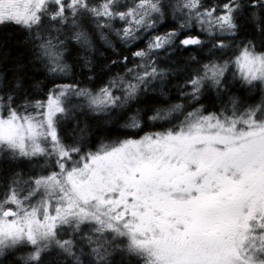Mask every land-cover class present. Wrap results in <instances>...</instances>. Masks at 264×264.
<instances>
[{
	"label": "snow or ice",
	"instance_id": "1",
	"mask_svg": "<svg viewBox=\"0 0 264 264\" xmlns=\"http://www.w3.org/2000/svg\"><path fill=\"white\" fill-rule=\"evenodd\" d=\"M0 26L29 51L0 72V264H264V0H0Z\"/></svg>",
	"mask_w": 264,
	"mask_h": 264
},
{
	"label": "trees",
	"instance_id": "2",
	"mask_svg": "<svg viewBox=\"0 0 264 264\" xmlns=\"http://www.w3.org/2000/svg\"><path fill=\"white\" fill-rule=\"evenodd\" d=\"M22 39L23 33L14 26H0V72L11 73L21 66L28 65L29 51L22 44ZM36 74V70L27 68L28 78Z\"/></svg>",
	"mask_w": 264,
	"mask_h": 264
}]
</instances>
